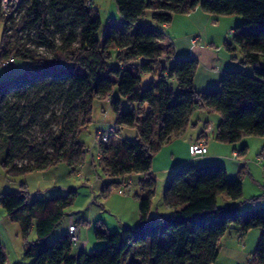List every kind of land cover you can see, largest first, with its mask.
I'll list each match as a JSON object with an SVG mask.
<instances>
[{
	"label": "trees",
	"instance_id": "obj_1",
	"mask_svg": "<svg viewBox=\"0 0 264 264\" xmlns=\"http://www.w3.org/2000/svg\"><path fill=\"white\" fill-rule=\"evenodd\" d=\"M115 2L123 26L112 25L102 43L97 37L102 21L93 2L21 0L16 12L3 17L0 0L4 25L0 63L13 57L28 64L17 79L0 81V149L7 145L0 165L11 176L61 162L76 171L87 152L80 135L94 123L96 102L108 100L115 134L132 129L136 138L109 144L98 140L99 166L109 181L102 184V197L107 199L123 184L130 189L134 177L143 180L146 190L145 195H135L140 201L137 225L119 232L97 227L95 237L101 245L76 254L70 228L49 240L73 203L74 191L68 197L32 200L22 183L21 192L0 194V208L10 222L21 226L27 240L35 230L36 239L27 242L24 255L34 259L33 264H216L220 240L234 228L242 235L261 231L247 264H264V206L242 210L245 203L264 202V194L242 200L243 177L230 178L224 165L175 169L163 195L164 206L172 212L151 215L157 185L153 160L193 126L196 110L221 115L214 133L218 143L236 145L245 137L264 138V0ZM199 8L211 15L242 17L233 30L234 44L226 42L225 48L234 52L237 46L242 64L250 66L253 75L226 71L216 88L200 92L194 84L199 62L175 58L174 50L164 51L163 33L141 24L149 11L155 22L169 25L175 15ZM42 46L47 54L39 51ZM173 57L175 64L168 66ZM154 73L158 77L144 87L142 76ZM170 79L176 81L177 90L169 85ZM35 127L42 130L38 140L30 137ZM247 151L243 146L239 155ZM223 194L228 202L220 205ZM71 227L78 229L75 224ZM6 263L0 243V264Z\"/></svg>",
	"mask_w": 264,
	"mask_h": 264
},
{
	"label": "rangeland",
	"instance_id": "obj_2",
	"mask_svg": "<svg viewBox=\"0 0 264 264\" xmlns=\"http://www.w3.org/2000/svg\"><path fill=\"white\" fill-rule=\"evenodd\" d=\"M20 2L21 0L14 1L12 5H10V8H14L15 10ZM92 2L93 7L98 10L101 17L102 27L98 31L97 37L103 43L111 26L115 25L121 28L123 26V19L121 14L119 13L115 0H92ZM2 15L3 17L6 16L3 13ZM228 18L229 17L207 14L199 8V10H197V12H194L192 16L191 14L178 15L176 18V25H178L179 29L184 31L183 33L201 32L202 34L206 33V35L210 38L211 36H217V38H221L222 36L220 35L225 32V37H223L224 41L220 40L221 43H219V48L221 49L218 50L217 47H214V49L216 48L218 53H221L222 57H225L226 61H230L229 58L232 59V57L238 58V60H233V64H227V62H225V64H227L226 70L230 71L238 69L245 71L249 75H253L252 68L250 66H244L242 64V54L237 46H235L236 51L234 52H228V50L225 49V46L223 48L225 39H227L229 43L234 44L233 30L242 23L241 16H239V18H241V21L238 25L234 21L227 20ZM142 22L144 24L147 23L151 28L154 26V29L160 27L159 23L153 21L152 13L149 12L142 19ZM158 30L160 31V29ZM3 32L4 25L1 23L0 44L2 41ZM42 47L43 48H40L39 51L43 54H47L49 50L44 46ZM167 49L168 48H166L164 51H167ZM173 64H175V61H171L169 66H172ZM219 66H223L222 61H220ZM27 67V62L23 60H17L15 63L9 64L8 67H3L2 63H0V81H10L17 79L25 72ZM157 77L158 73L143 75L142 85L146 87L152 80L156 79ZM197 77L200 80H203L201 74ZM204 83L207 84V81H205ZM169 85L176 90L178 89L176 81L172 79H170ZM196 87L203 88L201 87V82L199 80H196ZM105 104L102 102H96L93 115L94 123L87 130L83 131L79 138L80 141L84 142L87 147L84 164L90 165L93 162L92 165H95L94 168L91 166V173H85L83 170L78 168H76V171H74L73 168L70 167L67 163L61 162L58 165L48 167L46 169L34 170L24 175L11 176L8 175L6 170L0 165V194L19 193L21 192L22 183L26 184L27 190L28 192H30L32 200H42L53 196L68 197L69 195H72L71 193L72 191H74L73 203L67 208L65 217L58 224L49 238L51 242L55 241L58 237L66 232L67 228L70 225L74 224L78 226L81 231L86 230V232H90L93 238L94 245L91 244L85 249L82 246L83 243L80 241L78 244L74 245L72 252L73 254L79 252L81 253L83 251L89 253L92 252L94 248L101 245L97 242V239L95 237V228L97 227L103 226L111 232H119L125 226H135L139 222L140 201L135 197L134 191H131L130 189V191L126 192L125 194H120L118 190L113 189L109 197L105 199L102 197L101 190L94 186L97 175L102 178L105 184L109 182L108 179L104 176L97 158L99 151L98 140L100 139V136H96L97 129L101 128L104 131H108L110 127L114 126L115 121V115L112 111H108L106 114L102 113V108L106 107ZM200 115L206 116L205 120L209 119L211 122H213L212 124L214 126H217L221 121L220 114L209 113L205 110H196L193 114L192 122H197L200 118ZM201 129L202 126L197 129L195 127H190L185 133V137L187 139H190L192 135L196 136V134L194 135V133H198ZM41 135L42 130L38 127H35L30 132L31 139L38 140ZM122 136V132L118 134H112L109 143L116 141L117 138H120ZM179 139L180 138L173 139V145H180ZM205 142L207 141L205 140ZM233 146H236L237 148L247 146L248 148L246 156L244 158H239V160H241V165L244 164L243 162H245L241 171V175L243 176L244 189L242 200L247 201L252 197L263 195L264 138L259 136H249L245 137L242 141L237 143V145H229L218 143L211 133L208 143V157H213L216 154L218 156H221L223 152L228 148L230 149V154L232 155ZM170 153L171 152L169 146H166L161 151V154L156 161V165H160L163 168L171 161H173V163L181 162L183 159L182 157H185V155L186 157H190L189 149L187 154L184 150H182L180 156L176 155L174 158H172V155ZM6 154L7 145L5 144L3 148L0 149V160H3ZM203 162L204 163L184 165L183 167L211 163L223 165L225 163L220 159L212 161L206 160ZM169 174L172 175V173L168 172L160 173L157 175L156 191L152 198V216L156 217L159 214H170L166 213L169 212V210H167L163 203L164 191L171 177V175L169 177ZM139 181L140 180H138L137 177L134 188L136 192L142 196L145 195L146 190L144 188V184L140 185ZM226 199H228V196L224 194L221 195L218 199L219 204H227ZM262 206H264L263 201L256 206L250 203H245L242 205V210H249L254 209L255 207ZM6 215L7 214L5 210L0 208V243L4 247V252L7 258L6 264H33L34 259L26 257L24 255V250L27 242L36 239L35 230H32V233L27 240V238H25L21 232V226L18 223H13L9 220H6ZM81 220H83L84 222H81ZM123 224L125 225L123 226ZM118 227H120V229H118ZM260 234L261 231L259 229L251 230V232L248 234V239L243 243V251L252 252V249L256 247L259 241ZM223 245L224 242H221V248ZM227 249L228 248L223 249V254L219 256V261H217V264H244L239 262L238 259L233 260V258H227ZM139 250L140 249H138V251ZM248 256L249 254L247 255V257Z\"/></svg>",
	"mask_w": 264,
	"mask_h": 264
},
{
	"label": "crops",
	"instance_id": "obj_3",
	"mask_svg": "<svg viewBox=\"0 0 264 264\" xmlns=\"http://www.w3.org/2000/svg\"><path fill=\"white\" fill-rule=\"evenodd\" d=\"M197 10H199V9H197ZM197 10L194 12H197ZM194 12L191 13V16ZM149 13H152V11H149ZM186 15H190V14H186ZM177 16L178 15L174 16L172 23H170L169 25L159 24L160 27L156 28V30L160 29V31L164 35L163 46L164 47L168 46L166 48H168L169 51L174 50L175 58H188V57H190V58L196 59L199 62V68H198L197 73L195 75L194 84L196 87V80H199L201 82V87H203V88H197L196 87V89L198 91L205 92L207 90H210L212 88L217 87L220 83V80L224 76V73L227 71L226 70L227 64H230V63L233 64L232 63L233 60H235V59L238 60L237 57L236 58L232 57V59L229 58L230 61H226L225 57H222V54L218 53L216 48L214 49V47H217L218 50L221 49V48H219V43H221V41H224L223 37H225V32H223L220 35V36H222L221 38H217V36H211V38H210L206 35V33L202 34L201 32L183 33L184 31L179 29L178 25H176ZM221 17H229L227 20L234 21L237 23V25L241 21V18H239V16H237V15H235V16H221ZM141 24H143L144 26L148 25L147 23L144 24L142 21H141ZM152 28H154V26ZM209 41H211V42H209ZM226 42H228L227 39H225V42L223 44V48H224ZM166 55H167V53L164 56H162V59H164L166 57ZM175 58L174 57L171 58L169 60V62L167 63V65L169 66L170 62L174 61ZM220 61L223 62V66H219ZM225 62H227V64H225ZM165 65H166V63L164 64V66ZM200 74H201L203 80H200L197 77ZM205 81H207V84L204 83ZM105 103H107V104H105ZM104 104L106 105V107H104L102 113L106 114L108 111H111V109H110L108 100L104 101ZM201 111H204V110H201ZM205 119H206V116L200 115V118L198 119L197 122L193 123L191 121L193 123L192 128L195 127L197 129L200 126H202V129L198 133H194V135L196 134V136L192 135L190 137V139H187L185 137V134H184V135L179 137L180 138L179 139L180 145H173L174 144L173 141L170 142L168 145H166V146H169V148H170V152H171L170 154L172 155V158H174L176 155L180 156L182 150H184L187 154L189 146L192 143L200 141V140H206L207 141V147H208L210 134L212 133L213 137H214L215 129L218 125L214 126L212 124L213 122H211L209 119L208 120H205ZM206 122H209L207 129L205 127ZM121 132H122L123 136L120 138H117L116 141L117 140L118 141L124 140V139H132L133 140L136 138V132L132 129H126L125 128ZM202 133H203V135H202ZM235 149H237V150L235 151ZM239 149L240 148L233 146V154L232 155L230 154V149L228 148L223 152V154L221 156H218L216 154L213 157H208L209 156V148H208L207 154H205L203 156L192 157L190 155V157H186V155H185V157H182L183 159L181 162L173 163V161H171L167 165H165V167H163V168L160 165H156V161L158 160V158L161 154V152H159L153 160L152 169H153V172L157 178V175L160 173H166V172L173 173L174 169L181 167V166H184V165H190V164H194V163H204L203 161H206V160L212 161V160L220 159V160H223V162H225L223 165L227 168L230 178H237V177L242 176L241 171H242L243 165L245 164V162H243L244 164L241 165V160H239V158H244L246 156V154L244 156L239 155L240 154ZM258 162H259V160H258ZM258 162H257V164H258ZM92 164H93V162L90 165L82 163L81 166L78 167V169L83 170L85 173H91L92 172L91 166L93 168L95 167V165H92ZM170 175L171 174H169V177H170ZM136 179H137V177L133 178L132 184L130 186L131 191H134L135 195L138 194L134 188ZM138 180H140L139 183H140V185H142L143 180H141L140 177H138ZM102 184H103V181L99 180V177L96 176L94 186H96V188L101 190ZM227 202H228V199H226V203ZM167 210H169V212H166V213L172 212L171 209H167ZM6 220H9L7 218V215H6ZM124 225L125 224H123V226ZM71 226L72 225H70L67 228L66 232L68 231V229ZM118 229H120V227H118ZM250 232L242 235L237 230H235L234 228L231 229L220 240V248H221V242H224V245L222 246V248L220 250V255L223 254L222 251L224 248L225 249L228 248L227 249L228 253L226 254L227 258L230 257V258H233V260L238 259L239 262L247 264L248 261L251 259L252 254L257 247V245H256V247L254 249H252V252L251 251H249V252L243 251V246H244L243 243H244V241H246L248 239L247 237H248V234ZM76 233L78 234L77 244L81 241L83 243L82 246L85 249H86V247H88L91 244L94 245L93 238H92L90 232H86V230L81 231L78 228ZM99 244H101V243H99ZM248 254H249V256L247 257Z\"/></svg>",
	"mask_w": 264,
	"mask_h": 264
},
{
	"label": "built area",
	"instance_id": "obj_4",
	"mask_svg": "<svg viewBox=\"0 0 264 264\" xmlns=\"http://www.w3.org/2000/svg\"><path fill=\"white\" fill-rule=\"evenodd\" d=\"M14 1H16V0H1L2 9H3L2 13L5 14L6 17L11 16L13 14V12H15L17 7L15 8V10H14V8L13 9L10 8L11 7L10 5H12V3ZM91 2H92L91 0H88L89 4ZM15 62H16L15 58L11 57L8 60L2 62V66L8 67L9 64H12ZM115 133H117V132H116V128L114 126L110 127L108 131H104L101 128L97 129V135L101 137V139L104 143H108L110 141L112 134H115ZM189 151L193 157L203 156V155L207 154V152H208L207 142H205V140H200V141L194 142L189 146ZM97 158L100 159L101 155L98 154ZM118 192L120 194H125L126 192H128V189L123 184V185H121ZM70 231L73 233L72 234L73 235L72 240L74 242H77L78 241V236L76 235L77 229L74 227H70Z\"/></svg>",
	"mask_w": 264,
	"mask_h": 264
},
{
	"label": "bare ground",
	"instance_id": "obj_5",
	"mask_svg": "<svg viewBox=\"0 0 264 264\" xmlns=\"http://www.w3.org/2000/svg\"><path fill=\"white\" fill-rule=\"evenodd\" d=\"M128 191H130V189H128Z\"/></svg>",
	"mask_w": 264,
	"mask_h": 264
}]
</instances>
